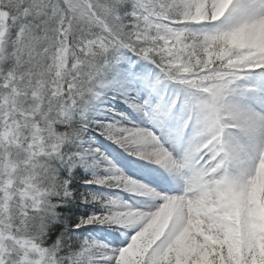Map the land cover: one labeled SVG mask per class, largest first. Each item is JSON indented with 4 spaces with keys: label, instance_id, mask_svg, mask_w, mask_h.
<instances>
[{
    "label": "snow or ice",
    "instance_id": "snow-or-ice-1",
    "mask_svg": "<svg viewBox=\"0 0 264 264\" xmlns=\"http://www.w3.org/2000/svg\"><path fill=\"white\" fill-rule=\"evenodd\" d=\"M0 264H264V0H0Z\"/></svg>",
    "mask_w": 264,
    "mask_h": 264
},
{
    "label": "rangeland",
    "instance_id": "rangeland-1",
    "mask_svg": "<svg viewBox=\"0 0 264 264\" xmlns=\"http://www.w3.org/2000/svg\"><path fill=\"white\" fill-rule=\"evenodd\" d=\"M132 59H135L134 57ZM109 108H114L116 111H123L125 114L129 116V119L134 120L136 123L138 122L136 119L141 117L132 112L131 109H128L125 105L116 102L106 101L103 105H100L95 110V115L93 118L98 120L108 121L111 118V113L108 111ZM138 124V123H137ZM144 127H149L144 125ZM87 136L91 137L93 140V146L99 147L101 151L108 155L114 162L118 164V166L127 174L130 178H135L137 180H143L145 183H151V186L157 187L158 189L168 190L175 192L177 191L176 184L169 177L167 182L160 180V177H164V172L157 170L155 168L148 167L143 161L135 160L133 157L124 153L121 149H119L116 145L112 144L108 140H106L103 136H100L96 132L89 130ZM86 173V171H85ZM89 173V172H87ZM90 174V173H89ZM167 174V173H166ZM159 175V177L155 176ZM93 186L89 185V190H92ZM176 188V189H174ZM99 191H105L109 195L113 196V198L119 197V199L123 202H126L130 205H135L138 200H146L147 197H140L136 193L132 192H124V191H110L106 189H99ZM96 211V210H94ZM94 225H89L91 227ZM98 226V231L94 232V237L100 240L111 241L112 236L108 235L109 231L107 226ZM105 231H102V229ZM114 227V226H113ZM102 231V232H100ZM89 234H92L91 232ZM93 235V234H92Z\"/></svg>",
    "mask_w": 264,
    "mask_h": 264
},
{
    "label": "trees",
    "instance_id": "trees-1",
    "mask_svg": "<svg viewBox=\"0 0 264 264\" xmlns=\"http://www.w3.org/2000/svg\"><path fill=\"white\" fill-rule=\"evenodd\" d=\"M77 172H78V175L81 177L87 176L84 169H78ZM76 183L79 185V180H77ZM79 187L84 190H89L88 185H79ZM94 210H97V209H93L91 205H79L78 207H72V211L67 213V215L69 216H73V215L79 216L81 214L87 215L88 212L94 211ZM93 228L94 227L91 226L81 231L83 232L84 235H89V233L92 231Z\"/></svg>",
    "mask_w": 264,
    "mask_h": 264
},
{
    "label": "bare ground",
    "instance_id": "bare-ground-1",
    "mask_svg": "<svg viewBox=\"0 0 264 264\" xmlns=\"http://www.w3.org/2000/svg\"><path fill=\"white\" fill-rule=\"evenodd\" d=\"M136 120H137L140 124L143 122V120H140V118H137ZM155 176L159 177V175H155Z\"/></svg>",
    "mask_w": 264,
    "mask_h": 264
}]
</instances>
